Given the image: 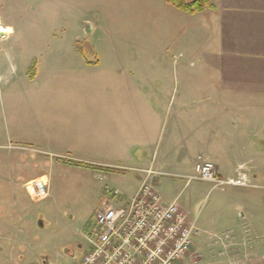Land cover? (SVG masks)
<instances>
[{
  "label": "rangeland",
  "instance_id": "obj_1",
  "mask_svg": "<svg viewBox=\"0 0 264 264\" xmlns=\"http://www.w3.org/2000/svg\"><path fill=\"white\" fill-rule=\"evenodd\" d=\"M102 3L105 12L103 8L96 10V0H0V24L15 29V34L5 40L22 41L16 51L22 62L14 58L7 63L11 67V78L15 80L0 90V264H75L82 257L86 247L83 230L91 216L88 212L96 208L97 193L106 186L120 191V186L108 182L111 177L120 183L132 184L135 179L140 180L142 173L137 170L139 167L124 169L101 165L110 161L116 163L115 159L108 158L109 155H118L124 149L118 136L125 135L121 125L130 121L127 106H130L131 97H136L124 95V73L139 85L141 76L146 78L150 73V78H157L158 74L154 63L142 60L145 57H154L160 66L167 67L159 58L163 50L171 66L173 62L178 63L185 66L183 72L189 73L205 56L204 47H194L189 52L183 46L174 45L172 36L164 38L165 43L170 44L162 47L156 10L137 12L134 16L114 14L110 12L109 0H102ZM87 20H99L102 24L90 37L82 29ZM174 33L178 34L177 30ZM179 33L187 37V32L181 30ZM49 56L54 59L48 60ZM60 56L68 58L55 59ZM126 57L138 59L125 63ZM44 58L46 60L41 62ZM41 68L50 72L47 78L42 75L36 84L32 79L29 81ZM52 73L60 75L56 78L52 75L49 80ZM132 91L140 95L137 87ZM142 100L149 102L147 98ZM109 105L122 110L115 113ZM93 107H96L94 114L89 112ZM34 108L41 114L50 135L69 121L79 124V132L84 130V136L76 138L77 145H82V152L89 158L72 160L52 155L50 151L31 150V144L20 136L24 137L21 130L29 127ZM92 115L96 117V130ZM120 118H124V123ZM107 120L117 125L109 127ZM83 121H91V126L86 123L82 127ZM14 128L18 138L12 136ZM258 131L263 140L264 126ZM254 145L264 150V140L259 142L255 138ZM128 149L131 150L130 146H126L125 151ZM253 154L248 150L244 153L247 160L251 156L257 169L247 174L240 171L236 175L246 174L249 186L211 188L206 181H189L193 175L189 168L169 170L159 177L155 187L158 193L179 197L180 206L196 220L200 238L214 239L212 234L232 230L234 241L239 242L229 247V240H215L228 246L218 243L212 246L216 249L209 251L195 244L191 255L179 264H244L245 256L235 253L240 251L241 242L236 238L241 229L237 214L244 215L245 223L251 220L255 227L260 228L259 223L264 226V153ZM94 160L101 164L91 165L93 169L69 164H87ZM33 178L40 179L48 187V197L43 201H31L23 187L25 181ZM261 229L256 234L258 238L251 242L255 264H264V230Z\"/></svg>",
  "mask_w": 264,
  "mask_h": 264
},
{
  "label": "crops",
  "instance_id": "obj_2",
  "mask_svg": "<svg viewBox=\"0 0 264 264\" xmlns=\"http://www.w3.org/2000/svg\"><path fill=\"white\" fill-rule=\"evenodd\" d=\"M209 1L214 6L212 9L187 14L167 0H109L110 12L114 14L130 13L134 16L137 12L156 10L159 15L156 26L161 32L164 45L162 47L170 44L165 43L164 38L172 36L173 44L183 46L189 52L194 47H204L206 52L195 69L189 73L183 72L185 66L178 63L173 62L171 66L169 57L164 55L163 50L159 58L167 67L160 66L158 59L154 57L142 59L155 64L157 78H150L148 73L146 78L141 76V84L138 85L133 83V77L124 73L126 80L122 88L124 95L136 96L134 99L131 97L130 106H127L130 110V121L121 125V128L125 129V135L118 136V140L124 144V149L118 155H109L108 158L115 159L116 163L110 161L96 164L94 160L87 164L124 169L139 167L137 169L143 171L140 180L135 179L132 184L120 183L112 177L108 179L109 183L120 186V191L114 188L120 195H107L104 190L97 193V205L88 212L91 216L89 215L85 223L83 238L92 227L94 212L103 204L114 206L127 204L137 190L144 171L149 168L156 174L152 179L155 187L159 177L169 170L182 171L187 168L193 170L194 160L200 154L217 166L222 177H233L240 171L247 174L257 169V164L253 162L251 156L247 160L244 153L246 150L254 153L253 155H261L262 151L264 153V150L261 151L254 145L255 138L259 142L264 140L258 134L259 127L264 126V117H261V112H264V0ZM101 8L105 12L102 0H96V10ZM89 22L92 24V32L102 27L99 20ZM0 27L7 31V34L3 35L4 38H0L1 90L4 86L12 85V80H15V77L11 78V67L7 63L10 59L21 60L17 58L16 51L22 41L14 43L11 40L6 41L5 39L15 34V29L10 25L0 24ZM82 29L85 34L83 27ZM176 30L178 34L174 33ZM181 30L187 32L186 38L179 33ZM62 58L68 57H55ZM52 59L54 57H48V60ZM137 59L138 57L136 59L126 57L123 61L133 63ZM41 69L36 71L34 76L31 75L29 81L32 79L36 84V80L42 75L43 78H47L46 74L50 72ZM52 75L56 78L60 74L52 73L49 80L52 79ZM133 84L137 87L139 96L132 91L136 88ZM144 97L148 103L142 100ZM109 109L115 113L122 110L116 105H109ZM90 110L92 111L89 112L94 114L96 107ZM36 111L38 109H32L33 119L28 128L21 130L24 137L20 136L24 138L21 140H27L25 142L31 144L29 145L31 150L38 153L50 151L52 155L57 154L56 156L72 160L89 158L84 155L86 152H82V145H77L79 140L76 138L84 136V130L79 132V124L69 121L67 125L59 126L54 134L50 135L41 114ZM120 119L121 123H124V118ZM89 122L83 121L82 127ZM106 124L112 127L117 125V122L107 120ZM92 125L96 130V117H93ZM54 127L51 128L52 131ZM16 132L14 128L12 132L14 138H18L15 137ZM92 135H95V131H92ZM126 146H130L131 150L125 151ZM50 187L52 188V183ZM161 197L164 202L172 199L163 195ZM237 215L241 229L239 228L236 238L238 241L241 239V242L240 251L235 253L245 256L244 264H255V259L252 258L254 245L251 242L253 238H258L256 234L259 233V229L264 230V226L259 223L260 228L257 225L255 227L251 220L245 223L244 215L239 213ZM232 236L235 237L233 232ZM208 239L203 240L198 236L195 244H201L203 249L208 251L216 249L212 247L216 246L212 244L213 239Z\"/></svg>",
  "mask_w": 264,
  "mask_h": 264
},
{
  "label": "built area",
  "instance_id": "obj_3",
  "mask_svg": "<svg viewBox=\"0 0 264 264\" xmlns=\"http://www.w3.org/2000/svg\"><path fill=\"white\" fill-rule=\"evenodd\" d=\"M155 172L144 171L143 178L127 204H103L94 212V220L85 234V251L75 264H179L191 255L200 229L189 217L176 196L164 202L152 179ZM209 182L212 188L249 186L246 174L221 177L216 165L204 156H197L193 175L188 178ZM30 198L39 201L46 197L47 187L39 179L24 184ZM105 193L118 196L119 191L106 188ZM215 240L232 241L231 231L211 235Z\"/></svg>",
  "mask_w": 264,
  "mask_h": 264
},
{
  "label": "trees",
  "instance_id": "obj_4",
  "mask_svg": "<svg viewBox=\"0 0 264 264\" xmlns=\"http://www.w3.org/2000/svg\"><path fill=\"white\" fill-rule=\"evenodd\" d=\"M171 3L175 8L185 12L187 14H195L202 12L206 9H212L214 6L210 3L209 0H167ZM69 164H74L78 167H85V168H95L90 164L86 163H78V162H70Z\"/></svg>",
  "mask_w": 264,
  "mask_h": 264
},
{
  "label": "water",
  "instance_id": "obj_5",
  "mask_svg": "<svg viewBox=\"0 0 264 264\" xmlns=\"http://www.w3.org/2000/svg\"><path fill=\"white\" fill-rule=\"evenodd\" d=\"M83 27L86 35L90 37L93 31L92 24L89 21H85Z\"/></svg>",
  "mask_w": 264,
  "mask_h": 264
},
{
  "label": "flooded vegetation",
  "instance_id": "obj_6",
  "mask_svg": "<svg viewBox=\"0 0 264 264\" xmlns=\"http://www.w3.org/2000/svg\"><path fill=\"white\" fill-rule=\"evenodd\" d=\"M36 179H38V178H33V179H30V180H28V181H31V180H36ZM40 180V179H39ZM24 184V183H23ZM46 185V184H45ZM46 187H47V185H46ZM48 197V187H47V195H46V197L45 198H47ZM45 198H43V199H41L42 201L45 199ZM41 200H39V201H41ZM35 202H38V201H35ZM79 246V245H78Z\"/></svg>",
  "mask_w": 264,
  "mask_h": 264
},
{
  "label": "bare ground",
  "instance_id": "obj_7",
  "mask_svg": "<svg viewBox=\"0 0 264 264\" xmlns=\"http://www.w3.org/2000/svg\"><path fill=\"white\" fill-rule=\"evenodd\" d=\"M5 34H7V31H5L4 29H2L1 27H0V35H5Z\"/></svg>",
  "mask_w": 264,
  "mask_h": 264
}]
</instances>
